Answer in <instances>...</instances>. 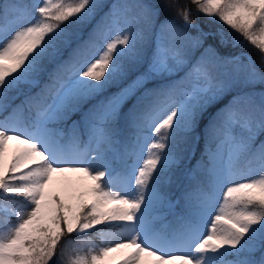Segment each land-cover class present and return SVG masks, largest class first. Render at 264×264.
<instances>
[{
    "label": "snow or ice",
    "instance_id": "1",
    "mask_svg": "<svg viewBox=\"0 0 264 264\" xmlns=\"http://www.w3.org/2000/svg\"><path fill=\"white\" fill-rule=\"evenodd\" d=\"M191 2L255 47L264 68V0ZM141 7L145 19L158 17L156 6ZM101 10L97 0H37L30 6L0 0V113H7L0 119V264H59L53 257L65 235L79 237L100 225L120 231L101 247L90 239L67 241L65 247L76 245L68 264H264V70L250 57L246 65L237 55L220 57L224 65L243 69L240 80L214 75L203 54L188 61L178 39L203 45L202 35L186 31L198 27L190 9L180 13L182 26L161 24L156 48L145 58L143 33L127 20L120 26L125 12L119 4L65 59L76 30ZM97 37L103 48L81 62L84 50L98 47ZM220 42H228L222 33ZM189 65L178 80L168 75ZM45 75L49 83L40 87ZM160 78L169 82L160 87ZM241 82L262 87L258 94L233 95L208 120L207 184L196 175L200 170L190 171L194 184L181 197L185 208L174 223H165L184 146L208 109ZM117 83L125 86L81 112L84 103ZM24 86L39 91L11 106L10 94ZM25 110L33 118H24ZM59 123L68 124L67 132L54 127ZM55 173H80V181L92 183L81 191L68 181L65 195L52 187ZM82 245H89L86 252Z\"/></svg>",
    "mask_w": 264,
    "mask_h": 264
},
{
    "label": "trees",
    "instance_id": "2",
    "mask_svg": "<svg viewBox=\"0 0 264 264\" xmlns=\"http://www.w3.org/2000/svg\"><path fill=\"white\" fill-rule=\"evenodd\" d=\"M156 1V7L158 8L159 11V15L161 16H168L172 19H180L181 15L180 13H182L185 9H190V19L193 21V23H196L199 27L198 30L203 31L204 33H207V39L209 40V42L213 43L214 45H216V47L219 49V51H221L222 53H231V54H237V53H242L245 52L249 55V57L251 58V60L258 64L259 66H261V56L259 51L253 47L251 44H249L247 41H245L243 39L242 36H240L238 33L234 32L233 30H231L227 25L223 24L222 22H220L218 20V18H209L207 16H205L202 13H198L197 11V5L193 4L191 2V0H153ZM97 2L100 4V0H97ZM97 15L99 14H95L94 19L91 20V22L86 26V27H82L76 30V39L73 40L72 46L71 48H68L65 53H64V57L65 59H67V57L69 56V53L72 52V49L77 48L78 46L84 44L85 41L88 40L90 33L93 31V29L95 28V26L97 25ZM183 21V20H182ZM218 29H223L225 34H231L233 37V39L239 41V43L235 44V46H233V44L231 43V40L228 39L227 43H221L219 37H216L215 32ZM81 33L82 37L79 38V36H77V34ZM262 68V67H260ZM262 70H264V68H262ZM48 78V77H47ZM45 77L42 79L44 80ZM112 85H109L106 87V89L104 91H106L107 89H109ZM165 85H162L161 87H164ZM15 92V91H14ZM14 92H12L10 94L11 99L14 96ZM109 93L105 92L103 95ZM102 95L100 96H95L91 99H89L86 103H84L81 112L86 111L88 108H90L93 104L97 103L98 100H101ZM229 101L228 99V95L224 96L221 100H219L218 103H215L213 106H211L208 109V112L206 113V115L204 116V119L201 121L200 124V128L199 130L195 133L194 138L189 142L188 145L184 146V152H185V157L184 160L180 166L179 171L176 173V179L174 181V183H172L170 185V191L169 194L173 191V193H171L170 195L172 196H176L179 199H181L182 195L179 194V190L181 189V187H183L184 185H186V183L188 182L186 177H181V173H183V171L187 170V168H192L193 170H198V168L200 167V171L198 172H203V167L202 164L200 162V160L197 159V157H191L190 161L188 164H186L185 162L187 161L188 155L190 153V148L192 146L193 141L196 143V145L198 144L199 146L203 145V144H207L206 143V137L204 135V133L207 131V129L205 128L206 123L208 122L209 119H211L214 115H218L219 114V110L222 109L224 107L225 104H227ZM10 109V108H9ZM0 115H5V113H0ZM76 118H80V114H77L76 116H73ZM185 173V172H184ZM191 188V181H189V187L185 190H188ZM18 199V198H16ZM182 206L183 209L185 208L184 202L182 200ZM101 227H97L96 230H93L92 232L88 233V234H82L81 236L77 237L75 233H73L71 236L65 235L58 247H57V252L56 255L53 257V260L58 261L59 264H68V258L71 255H74V250L76 249V245L75 244H67V247H65L66 242L69 240H86V239H90L91 241L94 242V244L96 246H98V241L100 239V235L98 234L99 232L102 231ZM101 229V231H99ZM89 245H82V251L86 252L88 249ZM62 250H63V254H62Z\"/></svg>",
    "mask_w": 264,
    "mask_h": 264
},
{
    "label": "rangeland",
    "instance_id": "3",
    "mask_svg": "<svg viewBox=\"0 0 264 264\" xmlns=\"http://www.w3.org/2000/svg\"><path fill=\"white\" fill-rule=\"evenodd\" d=\"M141 1L143 2L142 5L143 4H151V3L155 2L153 0H141ZM33 3H37V0H32L31 5ZM131 3H133V0H113L112 5H111V9H116V5L119 4L121 6V11L125 12V14L121 15V17H120V26H122V27L125 26V20H127L130 22L132 29H135V27H138L139 29H143L145 31V33H146L145 39L146 40L144 42L143 48L145 49L146 52L143 54H147V58H150L152 52L154 51V49L156 48V45L158 43V33L160 32L161 24L162 23H171V21L164 20V21H161V23L159 25L155 26L157 24V21L155 20L156 15H153L151 21H149V20L145 19L146 13L141 6L136 7V8L126 7V5L131 4ZM133 13H135L136 15H133ZM32 15L34 17L38 16V13L35 11V9L32 10ZM137 17H139V19H137ZM182 25H183V23H182ZM182 25L178 24L177 26H182ZM193 28L196 29L195 30L196 34H194L193 32L191 33L190 31H188L186 29L187 33H189L192 36L199 35L201 30L199 31L197 29V27H193ZM221 33L223 35H225L228 39H230L231 43L233 44V40H234L233 38L234 37L231 34H225L223 29H218L215 32V34H216L215 36L219 37V39H220ZM81 35H82L81 33L77 34V36H81ZM200 35L203 36L202 31H201ZM163 37H164V39H168L169 33H164ZM231 37H233V38H231ZM111 38H112V36L109 35L108 39H111ZM205 41L206 40L203 39V44ZM177 42L181 46L182 51L185 53L187 60L190 61L191 63H195L197 60H199L201 58V56L203 54L204 56H206L209 59L214 75H216L218 77H225V78L228 76H232V77H236V78L242 80L243 75H244L242 68H234V66H232V65H224L219 60L220 57L231 56V55H236V54H228V53L222 54V53H219L213 46H206V44L199 46V47H193L192 42L186 38H183V37L179 38ZM96 45L98 47H89L81 53V55H80V61L81 62L90 60L91 58H94V56H97L98 55V49L103 48L104 40L101 38L99 43H97ZM233 46H235V44H233ZM205 49H209V51L205 52ZM213 49L216 50L215 54H213V52H212ZM240 59H241V63L243 65H246L249 63V60L242 57V56H240ZM255 65L257 66V68H259L257 64H255ZM260 67H262V65ZM183 70H185V72H187L186 67H184ZM171 74H173V73H170L168 75H171ZM261 87H262L261 85H256L255 89H253L252 87L247 86L241 82V83H238L232 89L231 92H233L235 95H237L238 93H242V92L255 91L258 94ZM176 98H177V100L182 99V94L180 93L179 90L176 93ZM54 127H57V126L54 125ZM12 143L14 144L15 142H12ZM207 149H208V146L203 145L202 150L199 152L200 157H203L205 160H206ZM70 151H71V148H70ZM8 158L11 159V151L8 154ZM238 167L240 169H243L245 172L247 171V169L244 167V165H239ZM252 167L255 168L256 166L252 165ZM253 174L255 175L257 173L254 172ZM81 175L82 174H80V173H59L55 179L58 182L52 184V187L54 190H59L62 193H65V195H67V192L65 190L67 188L68 181H71V182H73V184L75 186H78L80 188V190L83 191L87 187V185H89V184L87 182L88 179H84L83 181L79 180V177ZM54 177L55 176H53V178ZM205 177L208 178L207 173H206ZM85 198L89 199V200L91 199L90 196L85 197ZM17 201L19 202V200H17ZM73 203H75V201H73ZM173 205L174 206L172 207L171 210H176V207H175V205H177L176 200H173ZM166 211H169V210L166 209L164 211V214ZM13 222H14V218H13ZM119 231H120L119 228L105 226L101 232L106 233V235L103 238L100 236V247L105 246V244H104L105 240L113 238L111 235L112 233L119 232ZM116 242H119V240L117 239ZM173 254L174 255H182L183 252L177 251V252H174ZM229 258H231V257H229ZM178 262H180V261L177 260L174 262V264H177Z\"/></svg>",
    "mask_w": 264,
    "mask_h": 264
},
{
    "label": "bare ground",
    "instance_id": "4",
    "mask_svg": "<svg viewBox=\"0 0 264 264\" xmlns=\"http://www.w3.org/2000/svg\"><path fill=\"white\" fill-rule=\"evenodd\" d=\"M58 174H59V173H55V174L53 175V176H55V177L53 178V182H52V184L58 182V181L55 180V179H56V176H57ZM87 182H88L89 185L92 183L90 180H87ZM177 264H181V262H178Z\"/></svg>",
    "mask_w": 264,
    "mask_h": 264
}]
</instances>
